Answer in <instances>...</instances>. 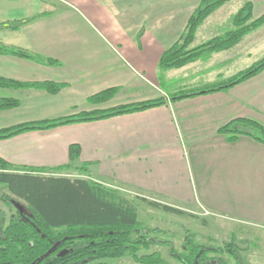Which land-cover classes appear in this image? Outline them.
<instances>
[{"label": "crops", "instance_id": "crops-1", "mask_svg": "<svg viewBox=\"0 0 264 264\" xmlns=\"http://www.w3.org/2000/svg\"><path fill=\"white\" fill-rule=\"evenodd\" d=\"M199 1L0 0V45L57 62L0 53V77L61 84L56 92L0 85V98L18 102L0 108V129L161 96L167 101L0 139V157L13 166L57 168L70 163L69 147L76 144L80 152L74 165L87 164V174L71 178L60 173L63 169L39 175L84 178L188 214L229 210L264 224V144L247 135L228 141L218 132L235 118L264 126V69L226 90L171 101L169 93L187 84L174 82L166 74L170 69L158 66ZM244 1L251 2L253 18L264 14V0L240 4ZM224 6L207 21L220 17ZM232 15L208 24L210 32L199 34L200 25L193 44L227 28ZM110 88H116L111 99L88 103L90 96ZM211 224L215 231L224 230Z\"/></svg>", "mask_w": 264, "mask_h": 264}, {"label": "trees", "instance_id": "trees-1", "mask_svg": "<svg viewBox=\"0 0 264 264\" xmlns=\"http://www.w3.org/2000/svg\"><path fill=\"white\" fill-rule=\"evenodd\" d=\"M229 0H200L190 14L180 37L161 54L158 66L162 70L180 67L199 57L213 52L223 51L236 45L245 35L264 24V14L252 16V4L244 1L231 18V28L222 34L192 45L200 24L218 7ZM17 25V24H15ZM14 25V27H16ZM0 53H10L45 64H57L49 58H42L21 48L0 45ZM264 69V56L250 66L213 84L202 86L199 90H181L169 93V100L226 90L256 75ZM0 85L13 87H33L48 92H56L61 84L53 82L22 83L3 79ZM116 88L101 91L90 96L91 104H102L113 97ZM165 97L145 101L115 105L107 108H95L71 115L29 121L0 129V139L33 131L46 130L57 126L104 119L115 115L145 110L165 104ZM18 104L12 98H0V108H10ZM228 141H234L239 135H247L264 144V126L259 122L245 118H235L219 127ZM79 147H69L70 163L57 168L13 166L0 157V184L25 201L33 214L31 221L11 220L4 230L3 246L0 245V260L4 264H106L107 259L122 256L134 258L141 264H163L164 258L158 251H148L154 243L151 234L160 231L142 229L138 219L137 207L120 190L84 178L41 176L39 173L55 170L74 169L87 174V164L75 166L79 157ZM152 206L177 215L188 214L183 210L158 202H148ZM193 256L205 264L202 256L212 255L216 264H244L240 255L241 248L234 241L221 247H202L195 241L189 230H184V239ZM55 250L52 247L55 244ZM59 249H65L64 256H57ZM142 250H146L141 253Z\"/></svg>", "mask_w": 264, "mask_h": 264}, {"label": "rangeland", "instance_id": "rangeland-1", "mask_svg": "<svg viewBox=\"0 0 264 264\" xmlns=\"http://www.w3.org/2000/svg\"><path fill=\"white\" fill-rule=\"evenodd\" d=\"M227 2L229 3L227 4ZM227 2L220 6L222 7L226 4V6L221 8L222 11L219 13V15L221 14L223 18L229 16L230 13L234 14V12H236L242 5L240 4L241 0H229ZM220 7L216 10L220 9ZM216 10L211 14L213 15ZM215 16L217 17H212L213 19L211 18L209 21H207V17L200 24L199 34L202 32H210L208 24H211L212 22L213 25L221 20V16ZM231 18L228 27L222 30L218 29L216 35L222 34L231 28ZM263 26L264 24L249 32L233 47L223 50L226 53L217 54L221 51L213 52L209 55L199 57L197 60L188 62L180 67L169 68L170 71L166 73L169 76L168 78L174 79V82H178L183 85L187 84L178 91L186 89L199 90L202 87H200V85L204 82V84H207L206 80L219 82L221 81L220 77L223 75H228L227 77H229L236 72L245 69L246 63L252 61L253 59L259 60L264 56V30L261 29ZM204 38H206L205 40L208 39L207 37ZM205 40H198L196 45H198L197 43L200 41L203 42ZM192 45L194 44L192 43ZM241 67L243 68L240 69ZM60 173L70 176L71 178L84 175L81 171H76L74 169H67ZM1 194L12 198L7 187L2 184H0V196ZM125 195L128 200L137 207L138 219L141 223L140 227L143 230L154 228L155 230L160 231L158 234L150 235L151 238H153L154 243L148 251L150 252L160 249L161 255L164 260L169 262L168 264H172L173 260L172 258L166 256L168 253V247H166L167 243L165 244V247H159L157 241L162 239L169 241L170 244H174L175 246H179L180 244L182 245L185 229L189 230V232L193 234L197 243L205 246L222 245L225 242L233 240L234 243H237L241 248L240 255L244 264H264V224L257 221L252 216L251 218L244 214H237L235 211L231 212L229 210L212 208H207L209 209L207 212L198 209V214L200 215H193L191 213L177 215L165 211L161 207L150 205V203H148L151 202L150 200L135 196L132 197L130 194ZM15 200L19 205L23 207L26 206L24 200L20 198ZM191 205V207H194L193 204ZM215 222L221 225V227H224V230L221 232L213 230L215 227H213L214 225L212 226L211 223ZM210 239L213 241L209 242ZM145 251L146 250H142L141 253H144ZM106 264L141 263L137 262L132 257L122 256L116 259H107Z\"/></svg>", "mask_w": 264, "mask_h": 264}, {"label": "flooded vegetation", "instance_id": "flooded-vegetation-1", "mask_svg": "<svg viewBox=\"0 0 264 264\" xmlns=\"http://www.w3.org/2000/svg\"><path fill=\"white\" fill-rule=\"evenodd\" d=\"M10 194L12 198L4 194H1L0 196V245L2 246L5 242V240L3 239L4 230L9 226L11 220L17 219V220L31 221V219L34 217L31 211L29 210V208H27L26 206L23 207L19 205L18 202H16L15 199H19L20 197L16 196L12 192H10ZM211 241L213 240L210 239L209 242ZM157 242L159 247H165V244L167 243L166 247H168V253L166 256L172 258L173 260L172 264H204L203 262L197 259V256H193L191 262L188 261V257L186 256V253L190 252V249L187 248L188 245H185V243H187L186 240H183L182 245L180 244L179 246L170 244L169 241H165L162 239L158 240ZM58 243L59 242H57L55 246L52 247V250H55V247L58 245ZM198 244L202 247V250L207 248H215L218 246L221 247L223 245L222 244L216 246H205L200 243ZM0 248L2 247L0 246ZM156 251H158L159 253L161 252L160 249ZM65 253H66L65 249H59L56 255L64 256ZM201 259L206 260L205 264H216L218 262V260L215 259L212 255L202 256ZM168 263L169 262L165 260V263L163 264H168ZM0 264H4V262L0 260ZM7 264H9V262H7ZM47 264H49V261L47 262ZM50 264H52L51 261Z\"/></svg>", "mask_w": 264, "mask_h": 264}]
</instances>
